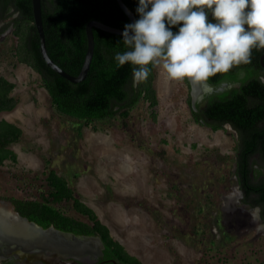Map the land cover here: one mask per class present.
Returning a JSON list of instances; mask_svg holds the SVG:
<instances>
[{
	"label": "rangeland",
	"instance_id": "374dc122",
	"mask_svg": "<svg viewBox=\"0 0 264 264\" xmlns=\"http://www.w3.org/2000/svg\"><path fill=\"white\" fill-rule=\"evenodd\" d=\"M10 20L0 21V76L15 84L17 104L0 120L22 137L9 145L17 161L0 166L1 211L11 197L44 200L51 170L143 264H264L262 221L252 222L253 197L245 201L235 175L237 134L196 122L185 82L154 68V107L141 100L125 119L78 122L55 111L39 74L19 62ZM54 206L88 222L70 203Z\"/></svg>",
	"mask_w": 264,
	"mask_h": 264
},
{
	"label": "trees",
	"instance_id": "16d2710c",
	"mask_svg": "<svg viewBox=\"0 0 264 264\" xmlns=\"http://www.w3.org/2000/svg\"><path fill=\"white\" fill-rule=\"evenodd\" d=\"M122 1L138 20L140 17L136 9L139 0ZM41 8L47 54L55 64L72 76L79 74L84 61L87 49L85 26L88 22L98 21L122 30L126 24H130L115 0H41ZM150 8L151 6L149 10ZM13 13H17L18 18H12ZM7 18L12 19V33L18 38L16 52L19 62L39 74L42 87L47 91L58 114L78 122L95 123L116 117L125 119L141 100L149 102L151 107L156 105L154 69L145 82L133 86L132 66L125 64L117 67L114 59L116 53L128 50L122 41V35L92 28L94 50L87 76L79 83H71L51 70L41 57L31 0H0V21ZM181 26H174L171 30L178 33ZM243 86L244 91H234L229 98L224 94L212 98L207 105L206 118H200L199 113L194 110L191 113L196 122L203 120L213 130L231 123L238 132L240 143L251 146L259 144L261 137L264 142V127L256 126L259 121L264 120V110L256 107L259 106L257 102L253 105L245 104V97L250 95L262 98L264 84L252 79L243 83ZM14 88V83L0 76V113L10 112L15 108L17 101L11 95ZM21 137L22 130L18 126L4 119L0 120V166L5 161H17L16 154L9 145ZM248 171L246 167L237 168L238 183L247 195L259 194L263 189L250 184ZM46 184L49 191L43 203L22 204L18 200H11L15 206L14 211L44 229L52 225L61 232L75 236L97 237L103 245L105 258L113 259L119 264H143L111 236L94 211L75 196L64 178L50 172ZM254 200L256 204L264 201V194ZM61 202L70 203L71 208L85 216L88 222L63 216L52 208V204L58 205Z\"/></svg>",
	"mask_w": 264,
	"mask_h": 264
},
{
	"label": "clouds",
	"instance_id": "9594fccd",
	"mask_svg": "<svg viewBox=\"0 0 264 264\" xmlns=\"http://www.w3.org/2000/svg\"><path fill=\"white\" fill-rule=\"evenodd\" d=\"M136 11L140 18L122 33L128 50L114 57L117 67L132 66L133 86L155 68L210 93L211 77L249 65L253 50H264V0H139ZM248 211L256 223L261 209Z\"/></svg>",
	"mask_w": 264,
	"mask_h": 264
},
{
	"label": "flooded vegetation",
	"instance_id": "af4514ba",
	"mask_svg": "<svg viewBox=\"0 0 264 264\" xmlns=\"http://www.w3.org/2000/svg\"><path fill=\"white\" fill-rule=\"evenodd\" d=\"M123 4L127 7V5L124 2ZM208 19L210 22H213V23L215 22L212 19L211 14H209ZM174 33H177V32H174ZM251 59H252V62L249 65L234 68L227 74H217L216 76L211 77L208 81V85L212 89L210 93L205 92L204 89L198 85H193L187 81L185 82L189 86L191 107L193 108L194 106H196L195 112L199 113L200 118H206L207 105L212 98L215 99L222 94H224V96L229 98L231 97L234 91H242V90L244 91L243 83L252 81V79H257L260 83L264 84V50H253ZM263 101H264V96L261 98V97H253L250 95L248 96L246 95L245 97V104L247 103V104L253 105L254 103L257 102L256 104H259V106H256V107L260 108L261 111L264 110ZM224 125L230 126L231 130L237 134L235 153H234L235 175H236V170L239 166L240 168L246 167L249 170L248 179H249L250 184L253 185L254 187L256 186V187H259L260 189H263L262 191H260L261 193L259 192V194L250 193L249 195L246 194L245 190H242L243 195L246 198L245 201L247 202L248 198L252 196L253 197L252 202L254 203V206L255 207L259 206V208L261 209L259 213V220L261 219L262 223L260 222L261 225L259 226V229L263 231L264 230V201H259L257 204L254 202L255 201L254 199H257V198L259 199L261 198V194L262 195L264 194L263 192L264 191V142H263V138L261 137L259 139L258 141V143L260 142L259 144H254L251 146L244 145L240 143L239 138H238L239 136L238 132L233 128L232 124L225 123ZM256 126L263 128L264 120L259 121V123H257ZM50 172H54V171H51V170L47 171L45 180ZM237 181H238V177H237ZM11 200H18L22 202V204L23 203L24 204L43 203L45 201L43 200V197L40 196V194L38 195V198H35V199H19V198L11 197L10 199H8L9 206L11 207V211L6 212V214H10V213L13 214L15 212L14 211L15 206L12 204ZM1 203L4 204L3 200L1 201ZM4 205L6 206V204ZM52 208L56 209L61 215L68 216L66 213L57 209L53 204H52ZM49 227L54 228L52 225ZM61 233H65V232H61ZM77 237L82 238V237H93V236H77ZM97 239L89 240L90 241L89 249L93 250L94 253H98V257L96 259L95 264H114L113 262H115V264H119L117 261L113 259L105 258L104 253H103V250H104L103 245L101 241L99 240L100 242H98ZM24 261H25L24 258L20 259L17 256V254L15 253V249H13L9 244L3 241H0V264H25Z\"/></svg>",
	"mask_w": 264,
	"mask_h": 264
},
{
	"label": "water",
	"instance_id": "95a60500",
	"mask_svg": "<svg viewBox=\"0 0 264 264\" xmlns=\"http://www.w3.org/2000/svg\"><path fill=\"white\" fill-rule=\"evenodd\" d=\"M116 2L122 12L129 19L130 23L135 22L136 19L132 11H130L121 0H116ZM31 8L33 24L38 35L39 50L43 61L51 70L71 83H79L83 81L87 76L94 50L92 28H97L99 30L117 35H122L124 31L121 29L110 27L98 21L88 22L85 26L87 49L84 61L79 74L77 76H72L62 70L57 64H55L47 54L42 24L41 0H31ZM8 216L22 222L23 224L29 226L30 229H32V235H30V237H23L18 234L7 235L4 233H0V241L9 244L13 249H15V253L17 254V256L20 259H25V264H95L98 253H94L93 250L86 248H82L81 250L60 249L57 244L50 242L47 239V236L48 233L52 232L62 236L65 241L73 239H80L85 241L89 239L94 240L97 239L96 237L81 238L71 233H61L60 231L52 227L44 229L34 222L28 221L27 218L20 216L17 212H14L13 214L10 213ZM97 240L98 242H100L99 239ZM113 263L115 264V262Z\"/></svg>",
	"mask_w": 264,
	"mask_h": 264
},
{
	"label": "bare ground",
	"instance_id": "6f19581e",
	"mask_svg": "<svg viewBox=\"0 0 264 264\" xmlns=\"http://www.w3.org/2000/svg\"><path fill=\"white\" fill-rule=\"evenodd\" d=\"M233 195L234 194L227 197L226 198L227 200L225 199V201H229V199L232 198ZM8 215L9 214L0 211V233H4L7 235L18 234L23 237H30V235H32V229H30L29 226L23 224L22 222L16 219L9 217ZM50 233H48L47 239L50 242L57 244L60 249H76V250H81L82 248L89 249L90 239L86 241L80 239L65 241V239L62 236L52 232Z\"/></svg>",
	"mask_w": 264,
	"mask_h": 264
}]
</instances>
